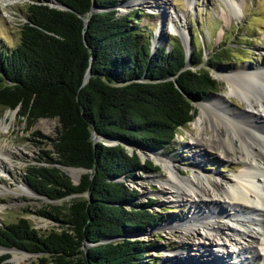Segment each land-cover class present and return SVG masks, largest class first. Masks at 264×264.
Masks as SVG:
<instances>
[{"label": "trees", "instance_id": "16d2710c", "mask_svg": "<svg viewBox=\"0 0 264 264\" xmlns=\"http://www.w3.org/2000/svg\"><path fill=\"white\" fill-rule=\"evenodd\" d=\"M120 2L34 0L18 45L0 54V106L17 111L30 129L40 119L59 123L56 157L47 152L49 165L29 167L25 180L52 200L80 195L66 207L40 211L62 231L42 233L27 218L0 227V245L41 254L43 262L141 264L157 249V242L137 237L160 222L157 215L122 180L152 164L107 142L164 150L195 120L196 102L221 88L202 53L188 61L178 39L153 51L138 11L121 14ZM67 167L88 171L75 183ZM9 258L0 256V264H14Z\"/></svg>", "mask_w": 264, "mask_h": 264}, {"label": "rangeland", "instance_id": "374dc122", "mask_svg": "<svg viewBox=\"0 0 264 264\" xmlns=\"http://www.w3.org/2000/svg\"><path fill=\"white\" fill-rule=\"evenodd\" d=\"M32 1L34 0H15L7 5L0 1V54L18 45L21 25L27 20V5ZM117 7L121 14L138 11L136 15L140 19V27L152 34V49L169 45L171 39H178L184 45L188 61L195 52L202 53L206 66L218 79L221 88L196 102L198 115L195 120L203 117L200 104L213 96H222L228 105L237 111L243 110L245 99L231 92L226 76L244 67L256 70L264 67V0H121ZM175 26L182 32L178 33ZM161 27L164 32L159 34ZM155 38L161 41L156 43ZM188 46L191 48L190 53ZM262 114L264 116V109ZM193 122L182 128L174 142L164 150H151L139 143L121 139L107 142L113 145L122 143L130 153L137 152L143 161L152 164L136 171L133 178L122 177L129 187L139 192L137 203L149 204L151 212L160 221L146 233L137 236L144 241L157 242L159 246L151 250L141 264H163L168 255L178 252L192 260L198 253L209 261H216L212 252L217 249L224 251L226 257L232 260L228 251L220 248L212 236L208 237L210 246L207 249L202 245L203 239L198 232L191 230L190 235H186L170 228L172 224H188L189 214L195 208L182 199L175 201L169 197V190L173 188L162 181L168 178L167 170L160 161L147 155L149 151L163 152L175 159L183 167L181 175L184 178L194 179V171L200 170L205 177L210 178L236 175L240 170L234 167L237 162L227 160L223 152L211 149L207 155L201 156V150L193 140L197 133ZM58 125L57 119L45 118L30 129L27 122L19 118L17 111L0 106V157L8 151L4 170L1 168L4 164H0V227L15 223L20 218H27L42 233L63 230L59 222L43 216L40 211H53L54 206L66 207L80 195L52 200L38 194L25 180L29 167L49 165L44 162L47 160V152L51 157H56L52 144L57 136ZM200 126L203 127L204 124ZM99 140L101 138H97ZM157 167L158 170H155ZM69 169L63 168L75 183L85 173L82 170L79 177L74 179ZM204 181L209 187L213 184L211 179ZM23 184L26 186L25 192L18 193L15 189ZM151 199L155 202L151 203ZM220 219L223 220L224 217L221 216ZM0 247L6 248L2 245ZM6 249L14 252L8 251L0 256L10 254L8 262L14 264H56L52 260L43 262L44 256L41 254L16 248ZM218 261L228 264L225 258H218Z\"/></svg>", "mask_w": 264, "mask_h": 264}, {"label": "bare ground", "instance_id": "6f19581e", "mask_svg": "<svg viewBox=\"0 0 264 264\" xmlns=\"http://www.w3.org/2000/svg\"><path fill=\"white\" fill-rule=\"evenodd\" d=\"M0 1L7 5L15 0ZM174 29L182 32L176 26ZM163 32L161 27L158 33ZM155 41L161 40L155 38ZM188 52H191L189 46ZM226 80L231 92L245 99L243 110L237 111L222 96L211 97L200 104L203 117L192 123L197 131L193 140L201 150V156L216 149L223 152L227 160L236 161L234 167L240 169L236 175L210 178L200 170L194 171V179L184 178L181 175L183 167L175 159L163 152L149 151L147 155L160 161L167 170L168 178L162 181L173 188L169 190V197L175 201L182 199L195 208L189 214L188 224H172L170 228L186 235H190L191 230L198 232L207 249L210 246L208 237L212 236L220 248L228 251L232 260L217 249L212 252L216 261H209L198 253L192 260L178 252L168 255L163 264H222L218 258H225L228 264H264V67L235 70L226 76ZM2 155L0 164H4L1 166L4 170L8 151ZM69 170L74 179L82 171ZM205 179L213 181L211 187ZM25 187L23 184L15 190L25 192ZM8 251L14 252L0 247V254Z\"/></svg>", "mask_w": 264, "mask_h": 264}, {"label": "water", "instance_id": "95a60500", "mask_svg": "<svg viewBox=\"0 0 264 264\" xmlns=\"http://www.w3.org/2000/svg\"><path fill=\"white\" fill-rule=\"evenodd\" d=\"M56 3H58V4H56ZM52 4L55 5V6H58V7H60V8L73 10L72 8L66 6V5H64V4H62V3L58 2V1H53ZM94 10H95V5H94ZM85 22H86V25H87V24H88V19H87V18L85 19ZM155 48H156V47H155ZM155 48L153 47V51L156 50ZM91 70H92V69H91V67H90L89 70H88V72H87L86 78H85V83L88 82V80H89V78H90ZM108 141H109V142H116L115 140H108ZM108 144H111V143H108ZM111 145H113V144H111ZM67 168H71V167H67ZM79 169H82V170H84L85 172L88 171L87 169H84V168H79ZM77 183H78V182H77ZM9 249H13V248H9Z\"/></svg>", "mask_w": 264, "mask_h": 264}]
</instances>
